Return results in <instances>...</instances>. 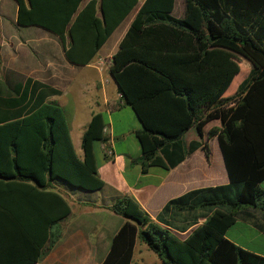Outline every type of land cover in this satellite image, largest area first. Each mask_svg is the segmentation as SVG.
I'll return each mask as SVG.
<instances>
[{"label": "trees", "instance_id": "16d2710c", "mask_svg": "<svg viewBox=\"0 0 264 264\" xmlns=\"http://www.w3.org/2000/svg\"><path fill=\"white\" fill-rule=\"evenodd\" d=\"M15 1L20 26L67 38L65 57L81 66L92 62L137 4ZM173 4L145 0L108 72L123 105L142 125L135 133L142 172L152 166L174 168L198 148L209 158L208 141L215 138L229 183L166 205L164 211L193 199L216 207L184 241L154 223L131 198L117 199L111 210L127 221L102 264H131L136 239L160 264H264V257L226 238L240 209L264 212V0H184L181 18L172 16ZM240 72L237 88L226 93ZM54 93L47 90L27 102L0 100V264H35L51 251L54 227L71 214L56 186L94 192L104 185L95 155V146L108 142L102 113H95L84 130L79 157L62 107L44 100ZM214 120L220 127L204 135V126ZM192 128L200 143L185 146L183 137Z\"/></svg>", "mask_w": 264, "mask_h": 264}, {"label": "crops", "instance_id": "0c3cea01", "mask_svg": "<svg viewBox=\"0 0 264 264\" xmlns=\"http://www.w3.org/2000/svg\"><path fill=\"white\" fill-rule=\"evenodd\" d=\"M144 2L137 0L136 7L112 32L92 62L81 66L66 59L67 38L62 41L38 26H20L17 2L0 0V100H39L42 92L54 90L55 93L48 94L44 100L63 106L64 116L66 111L69 123L77 126L76 143L71 137L75 151L77 146L81 148L83 132L97 112L102 113L104 135L108 139L107 143L95 147L97 173L104 183L102 189L86 192L56 186L68 202L71 214L54 227L53 248L35 264H102L112 238L127 221L115 214L111 206L125 196L134 200L154 223L184 241L216 207L200 206L201 201L193 199L164 211L166 205L188 193L229 183L215 138L208 141L209 158L198 148L174 168L152 166L142 172L141 148L135 135L142 130V125L134 111L123 105L116 85L110 75L109 79L103 75V69L107 61L110 68L112 56ZM85 4L86 1L81 7ZM184 7V0H174L172 16L181 18ZM240 75L241 72L235 76L226 93L231 94L237 88ZM33 83H38L39 87L35 88ZM219 127V120L211 121L204 126L203 133ZM183 141L186 146L200 143L194 128L185 133ZM103 145L112 149V157L106 156ZM190 205L193 208H189ZM238 217L259 237L264 236V212L255 207L242 208L237 212L234 225L227 230L226 238L245 249L236 235H228L238 223ZM248 251L264 257V253ZM131 264H160V260L136 239Z\"/></svg>", "mask_w": 264, "mask_h": 264}, {"label": "rangeland", "instance_id": "374dc122", "mask_svg": "<svg viewBox=\"0 0 264 264\" xmlns=\"http://www.w3.org/2000/svg\"><path fill=\"white\" fill-rule=\"evenodd\" d=\"M129 18V17H128ZM127 18V19H128ZM127 19H126V21L124 22V24H126V22H127ZM108 66H109V62L107 61L106 62V65H105V67H104V72H103V70H101V72H103V75H105V77H109V68H108ZM243 73V72H242ZM241 73V76H243V74ZM240 76V77H241ZM106 78V79H107ZM109 79V78H108ZM113 86V85H112ZM63 107V106H62ZM64 111H65V109H64ZM65 120H67L66 122H68L69 123V119H68V117H67V114H66V111H65ZM67 123V124H68ZM68 125H70V127H71V137L73 138V141H75V142H73V143H76V140H77V133H78V130L76 129V125L75 126H73V124H71V123H69ZM185 144V143H184ZM97 146V145H96ZM95 146V147H96ZM186 146V145H185ZM76 154L79 156V155H81V153H82V151H81V148H79L78 146H77V148H76ZM261 187L264 189V182L261 184ZM67 188H69V187H67ZM71 189V188H70ZM221 209H227V207H222ZM60 225L62 224V222L61 223H59ZM172 236H174L173 235V233L172 232H169ZM236 235V237H237V241H239V243H241V245L245 248V249H247V250H250V251H253V252H256V253H264V236H254L255 234H254V232H253V230L252 229H250L249 227H248V225L247 224H244V223H242L241 222V220H240V217H238V223L235 225V227L229 232V236H232V235ZM175 237V236H174Z\"/></svg>", "mask_w": 264, "mask_h": 264}, {"label": "built area", "instance_id": "2783aa9c", "mask_svg": "<svg viewBox=\"0 0 264 264\" xmlns=\"http://www.w3.org/2000/svg\"><path fill=\"white\" fill-rule=\"evenodd\" d=\"M104 132H105V129H103V133H104ZM102 148L104 149L106 156H108V157H112V156H113V151H112V149L107 148V147L104 146V145H103Z\"/></svg>", "mask_w": 264, "mask_h": 264}]
</instances>
